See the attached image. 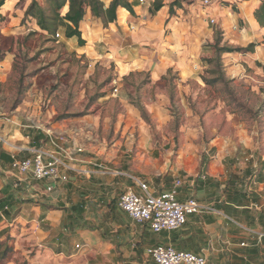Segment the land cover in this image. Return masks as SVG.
Instances as JSON below:
<instances>
[{
  "label": "rangeland",
  "instance_id": "rangeland-1",
  "mask_svg": "<svg viewBox=\"0 0 264 264\" xmlns=\"http://www.w3.org/2000/svg\"><path fill=\"white\" fill-rule=\"evenodd\" d=\"M32 2L7 0L0 8L1 146L23 156L29 143L17 135L32 140L41 132L43 147L51 146L50 135H63L64 148L81 147L82 156L116 170L143 168L147 177L174 167L201 172L217 153L241 166L264 158V40L253 52L216 59L217 32L220 46L253 44L242 35L233 0L209 8L166 0L163 12H121L111 25L91 18L90 32L101 31L84 50L67 44L63 29L43 31L26 13ZM172 2L181 6L174 13ZM70 183L33 199L23 193L13 220H0V264L72 261L52 257L59 244L42 232L53 230L42 220L45 201ZM79 243L71 241L72 248Z\"/></svg>",
  "mask_w": 264,
  "mask_h": 264
},
{
  "label": "crops",
  "instance_id": "crops-1",
  "mask_svg": "<svg viewBox=\"0 0 264 264\" xmlns=\"http://www.w3.org/2000/svg\"><path fill=\"white\" fill-rule=\"evenodd\" d=\"M102 1L109 6L112 0ZM129 1L134 6L135 15L151 11L154 6V0ZM233 2L239 10L235 19L244 24L242 35L247 39L245 41L257 47L264 40V27L254 15L260 1ZM166 8L165 3L155 14ZM121 12L134 15L124 8L119 10V15ZM91 18L97 19L88 10L81 23L86 40L84 47H79L77 38L67 39L63 34L62 39L67 44L72 43L74 50H84L98 39L101 29L91 27L90 32L87 20ZM43 135L39 132L32 140L27 136H16L29 143L28 147L22 146L30 151L23 156H16L0 145V152H3L0 154V200L14 199V208L24 202L25 197L33 199L41 195L46 191L47 182L35 180L31 174L14 172L4 154L13 160L30 157L34 148L42 147ZM75 149L67 147L65 156L74 167L68 174L71 183L57 190L55 198L45 201L48 213L42 220H48L46 225L52 226L53 230L42 232L44 238L48 237L47 242L59 244L57 252L53 250L51 253L52 257L73 258L66 264H155L148 249L171 245L180 251L206 255L207 264H264V238L260 237L264 233V158H253L241 166L239 158L234 159L229 153H217L211 159H204L208 162L201 172L185 174L179 167H174L156 172L153 178L147 177L150 174L143 168L131 170L127 167L124 170L110 167L121 174L104 175L90 165L91 157L77 155ZM177 179L183 181L179 189L181 201L194 198L213 210L190 215L182 228L154 232L149 225L134 221L118 205L120 196L129 189L142 194L139 180L148 182L151 191L161 193L171 189ZM17 181L21 183L19 187H15ZM23 193L27 196L23 197ZM50 206L60 209L48 210ZM73 240L85 247L87 262L76 250V247L81 248L80 243L72 248Z\"/></svg>",
  "mask_w": 264,
  "mask_h": 264
},
{
  "label": "built area",
  "instance_id": "built-area-1",
  "mask_svg": "<svg viewBox=\"0 0 264 264\" xmlns=\"http://www.w3.org/2000/svg\"><path fill=\"white\" fill-rule=\"evenodd\" d=\"M144 2V0H140ZM185 4L198 5L209 8L219 2V0H181ZM214 22L215 20L212 19ZM60 34L57 33V37ZM0 139H2L0 135ZM3 140V139H2ZM65 136H49L50 147H36L31 153L32 156L14 159L11 168L19 174H31L35 180L46 181V191L53 193L58 183L69 182V171L74 167L65 159L67 150L64 148ZM5 143H8L4 140ZM26 150V149H25ZM84 149L76 147L75 153L82 155ZM73 160V157H72ZM90 165L100 170L104 175H118L119 171H114L97 158L89 159ZM142 194L134 192L132 189L123 193L118 201L119 207L127 212L134 221L147 224L154 232L164 230H176L182 228L190 215L213 210L210 206L204 205L194 198L185 201L179 199V189L183 184L182 179H177L172 188L155 193L151 191L148 182L139 180ZM20 181L15 183V187L20 186ZM8 207L0 208V218L7 220L5 210ZM264 238V233L260 234ZM155 264H207L208 259L204 254L191 251H180L171 245H159L148 249Z\"/></svg>",
  "mask_w": 264,
  "mask_h": 264
},
{
  "label": "trees",
  "instance_id": "trees-1",
  "mask_svg": "<svg viewBox=\"0 0 264 264\" xmlns=\"http://www.w3.org/2000/svg\"><path fill=\"white\" fill-rule=\"evenodd\" d=\"M165 1L166 0H154L151 13L155 14L162 9L165 5ZM258 1H260V5L255 10L254 15L259 24L264 27V0ZM6 2L7 0H0V8ZM47 3L49 7L41 5L38 0H33L26 12L27 15L34 18L39 27L49 34L56 33L59 29H63L65 38L70 39L75 37L78 39L79 47H84L86 45V40L83 38L81 30V23L85 19L88 10H90L94 18L100 19L105 25L114 23L118 20L119 10L121 8L127 9L131 14H135L134 6L129 0H112L109 6H106L102 0H47ZM175 5L177 9L181 7L178 3L172 2L170 5L171 13H174ZM63 10H65L64 13ZM221 33V31L217 32L218 37L215 45L216 59L219 63H221L222 56L225 53L254 51L255 44H251L245 49L220 46L222 39ZM0 154L2 155L3 152H0ZM4 155L6 156L5 161L12 165L14 161L13 158H11L10 155ZM14 203V199L0 200V208H4L5 206L8 207L5 210L7 220H9L11 211L14 208ZM0 220H2V218H0Z\"/></svg>",
  "mask_w": 264,
  "mask_h": 264
}]
</instances>
